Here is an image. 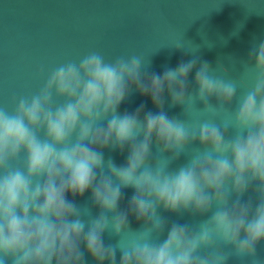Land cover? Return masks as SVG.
Returning <instances> with one entry per match:
<instances>
[{
    "label": "clouds",
    "instance_id": "1",
    "mask_svg": "<svg viewBox=\"0 0 264 264\" xmlns=\"http://www.w3.org/2000/svg\"><path fill=\"white\" fill-rule=\"evenodd\" d=\"M198 61L149 74L140 55L91 51L50 70L34 94L13 97L12 111L0 107V264H86V255L93 264H264V40L236 78ZM133 89L158 111L118 112ZM165 93L188 119L167 115ZM105 148L127 149L125 163L105 160ZM21 153L22 167L13 166ZM181 155L186 162L171 169ZM88 191L95 217L67 198ZM158 209L207 218L172 223L161 240ZM130 216L140 230L129 229ZM106 231L116 245H105Z\"/></svg>",
    "mask_w": 264,
    "mask_h": 264
},
{
    "label": "water",
    "instance_id": "2",
    "mask_svg": "<svg viewBox=\"0 0 264 264\" xmlns=\"http://www.w3.org/2000/svg\"><path fill=\"white\" fill-rule=\"evenodd\" d=\"M261 40L264 0H0V107L12 111L13 97L34 94L50 70L68 61L78 62L91 51L107 60L140 55L149 74H162L166 68H175L182 60L187 62L196 56L197 67L207 61L211 68L223 66L229 77L236 78L243 71L242 62L247 60L250 48ZM194 76L195 70L188 76L189 90H193ZM239 95L232 101L233 111L238 107ZM211 102L215 103V98ZM168 104L165 93L167 115L188 119L182 105L170 108ZM141 105V118L146 112L158 111L150 97L133 89L118 112L133 113ZM196 107L202 108L203 104L197 103ZM103 152L105 160L111 158L118 166L125 163L127 149L121 153L105 148ZM186 159L181 155L170 168H178ZM22 165L21 153L13 166ZM133 191L130 187L123 189L120 210L126 209ZM67 198L79 207L91 208L92 217L99 212L91 205L90 191L79 197L68 194ZM158 213L167 221L161 240L172 223L195 225L207 218L163 209ZM142 226V221L129 217L130 230L138 231ZM103 240L105 245H116L120 237L106 231ZM257 255L264 258V244L257 245ZM119 258L117 250V261ZM85 260L93 264L90 256L86 255ZM226 264H248V260L230 257Z\"/></svg>",
    "mask_w": 264,
    "mask_h": 264
}]
</instances>
